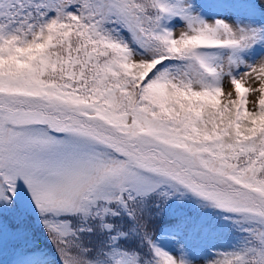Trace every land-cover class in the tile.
Segmentation results:
<instances>
[{"label":"snow or ice","instance_id":"6c2138e0","mask_svg":"<svg viewBox=\"0 0 264 264\" xmlns=\"http://www.w3.org/2000/svg\"><path fill=\"white\" fill-rule=\"evenodd\" d=\"M0 264H264V0H0Z\"/></svg>","mask_w":264,"mask_h":264},{"label":"rangeland","instance_id":"374dc122","mask_svg":"<svg viewBox=\"0 0 264 264\" xmlns=\"http://www.w3.org/2000/svg\"><path fill=\"white\" fill-rule=\"evenodd\" d=\"M229 87V85H227V83H226V88H228Z\"/></svg>","mask_w":264,"mask_h":264}]
</instances>
